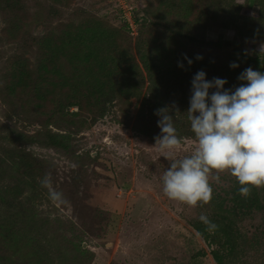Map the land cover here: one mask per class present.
Masks as SVG:
<instances>
[{
	"label": "trees",
	"instance_id": "1",
	"mask_svg": "<svg viewBox=\"0 0 264 264\" xmlns=\"http://www.w3.org/2000/svg\"><path fill=\"white\" fill-rule=\"evenodd\" d=\"M45 1L0 0V44L7 41L13 52L0 88V106L12 121V129L0 126V264H54L52 254H61L54 239L39 234V221L49 222L29 199L49 183L66 194L88 195L86 165L97 157L77 147L87 128L116 112L126 114L135 98L136 134H159L154 113L167 106L180 140H196L186 112L193 75L203 70L208 80L226 79L227 89L242 83L237 77L248 67L264 72V55L252 43L264 40V0H148L132 16L138 32L135 51L128 23L113 24L82 7L64 16L56 5L67 8L70 0ZM220 29L230 40L206 41L208 31ZM244 40L250 53L240 49ZM185 55L193 61L190 67ZM232 62L239 66L230 69ZM33 147L69 159L75 166L67 172L71 180L60 183L55 165ZM216 174L209 177L211 200L194 206L188 226L215 264H264V187H253L244 197L235 177L221 172L217 182ZM79 201L88 213L94 209L93 217L104 213ZM202 215L217 227L209 228ZM83 230L76 231L80 243L73 244L74 264L91 258L78 238Z\"/></svg>",
	"mask_w": 264,
	"mask_h": 264
},
{
	"label": "rangeland",
	"instance_id": "2",
	"mask_svg": "<svg viewBox=\"0 0 264 264\" xmlns=\"http://www.w3.org/2000/svg\"><path fill=\"white\" fill-rule=\"evenodd\" d=\"M147 1L70 0L67 8L56 7L64 16L82 7L113 24L128 23L135 51L138 32L132 16L134 11L145 8ZM50 3L51 0H46L44 4ZM251 12L256 14L257 9L252 8ZM33 33L37 34V31ZM220 37L230 40L227 31L220 29L208 31L206 41L213 42ZM252 43L255 52L264 55V40ZM240 49L250 53L245 40ZM12 53V45L4 40L0 44L1 89L5 85L2 77ZM130 102L126 114L116 112L109 115L79 135V151L90 152L92 157H97L86 165L88 195L80 193L78 198L79 195L66 194V189L59 191L49 183L29 199L37 215L49 222L39 221V234L46 239L47 236L54 239L56 248L63 249L59 255L52 254L54 264H74L78 261L73 248V244L80 243L76 239L79 236L77 228L85 229L78 238L83 249L91 254L87 264H215L204 241L186 222L194 206L164 195L161 178L172 160L163 158L158 151L154 138L159 134L144 138L134 132L139 101L132 98ZM7 109L11 110V107ZM4 110L0 106V126L6 124L12 129V121L5 118ZM70 110L74 112L76 108ZM196 146V140H182L174 158L190 155ZM32 150L38 157L46 158L55 165L60 183L71 180V174L67 172L75 166L69 159L52 150L38 147ZM26 195L23 192V197ZM77 199L104 213L100 218L93 217L94 209L88 213L83 210L82 201ZM104 217L105 222L100 220ZM44 243L40 245V250L46 258L48 248Z\"/></svg>",
	"mask_w": 264,
	"mask_h": 264
},
{
	"label": "clouds",
	"instance_id": "3",
	"mask_svg": "<svg viewBox=\"0 0 264 264\" xmlns=\"http://www.w3.org/2000/svg\"><path fill=\"white\" fill-rule=\"evenodd\" d=\"M184 60L189 67L193 63L186 55ZM238 66L236 62L229 65L230 69ZM177 67L184 69V64L178 62ZM237 80L242 82L238 87L226 89V79L208 80L203 70L193 75L186 112L197 146L183 158H174L181 140L173 112L167 106L155 111L160 129L155 145L163 158L172 160L161 178L169 199L190 206L209 202L213 173L217 182L221 172L235 177L238 193L244 197L253 187H264V72L248 67ZM199 219L211 229L217 227L207 216Z\"/></svg>",
	"mask_w": 264,
	"mask_h": 264
}]
</instances>
